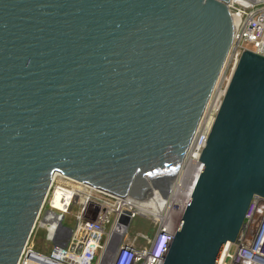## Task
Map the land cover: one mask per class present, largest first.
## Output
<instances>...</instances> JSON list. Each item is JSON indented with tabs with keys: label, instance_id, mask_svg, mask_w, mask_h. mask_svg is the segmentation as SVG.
Returning <instances> with one entry per match:
<instances>
[{
	"label": "water",
	"instance_id": "obj_1",
	"mask_svg": "<svg viewBox=\"0 0 264 264\" xmlns=\"http://www.w3.org/2000/svg\"><path fill=\"white\" fill-rule=\"evenodd\" d=\"M229 2L0 0V264H19L57 174L161 212L245 16ZM257 197L264 56L244 50L162 264H219Z\"/></svg>",
	"mask_w": 264,
	"mask_h": 264
},
{
	"label": "built area",
	"instance_id": "obj_2",
	"mask_svg": "<svg viewBox=\"0 0 264 264\" xmlns=\"http://www.w3.org/2000/svg\"><path fill=\"white\" fill-rule=\"evenodd\" d=\"M228 7L245 16L220 76L227 83L226 89L244 50L264 56V0H230ZM227 67L230 71L225 75ZM207 135L198 150L194 151L192 144L183 167L185 170L189 161L198 164ZM75 204L80 207L76 222L67 225L65 217ZM177 206L179 211L180 205L175 208ZM125 211L131 212L132 220L146 216L140 213L133 200L63 175H59V179L56 176L37 220L43 227L51 228L56 252L41 253L27 244L19 264H162L174 237L170 233L172 225L156 222L159 226L153 237L140 233L131 240L126 236V227L119 223ZM56 213L58 220L50 222V215ZM119 228H124L120 239L115 236ZM139 238L144 239V245H138ZM219 264H264L263 197L253 199L239 236L225 247Z\"/></svg>",
	"mask_w": 264,
	"mask_h": 264
},
{
	"label": "rangeland",
	"instance_id": "obj_3",
	"mask_svg": "<svg viewBox=\"0 0 264 264\" xmlns=\"http://www.w3.org/2000/svg\"><path fill=\"white\" fill-rule=\"evenodd\" d=\"M230 71V67H227V69L225 68L224 72L225 75H228ZM224 75V76H225ZM226 81L224 79V77H221L215 93L212 96L211 102L209 104L208 109L206 110L205 116L203 118V121L201 122V125L199 127V130L197 132V135L195 137V141L193 143V150L196 151L198 150L200 144L203 143V140L207 134V131L209 129V126L212 123L213 118L215 117L216 113H217V109L220 106V103L222 101L223 98V94L224 91L226 89ZM61 175V174H59ZM59 175L57 176V178L59 179ZM186 177V176H185ZM185 177H183V179H185ZM190 177V176H187ZM180 196V195H178ZM174 196L171 199V203H170V208L168 210V213L165 214L164 216V221H160L159 219H163V216L159 219L154 218L155 216L153 214H150L151 216H137L135 217L132 222L131 225L127 228L126 230V236L131 239L134 240L135 237H137L138 234H144V235H148L150 237H153L158 229L159 224L156 222H160L161 224H170L173 225L174 220L177 216L178 213V206L177 208H175L176 206V199L178 197L175 198V200H173ZM80 207L79 205L75 204L72 206V208L70 209L69 213L67 214V216L65 217V223L67 225H74L76 222V214L78 213ZM175 209V210H174ZM145 214V212H142ZM56 219L58 220V216L55 217V219L52 221H56ZM155 221V222H154ZM164 222V223H162ZM107 228H109V225L107 226ZM51 228L48 227H43L42 225H40V223H36V226L34 228V231L31 235V238L28 242V245L30 247H32L35 251L41 252V253H45V254H54L56 252V242L53 239V234H52V230H50ZM138 245L142 246L144 245V239L143 238H139L138 239ZM32 261H37L34 258H31Z\"/></svg>",
	"mask_w": 264,
	"mask_h": 264
},
{
	"label": "bare ground",
	"instance_id": "obj_4",
	"mask_svg": "<svg viewBox=\"0 0 264 264\" xmlns=\"http://www.w3.org/2000/svg\"><path fill=\"white\" fill-rule=\"evenodd\" d=\"M208 107H209V105H208ZM214 119H215V117L213 118L212 123L209 126V129H208L207 133L209 132V130H210L212 124H213ZM202 121H203V119H202ZM200 147H201V145H200ZM191 153H192V150H191ZM189 162H190V163H188L189 166L186 168V170L185 169H182L180 171V174L177 177V179L175 180L176 182H174V185L172 186V188H171V190L169 192V195H168V197H167V199H166V201H165V203H164V205H163V207L161 209V212H158V211L153 210V209H151L149 207H146V206H144V205H142L140 203L135 202V204L137 206V209L140 211L141 214H144L142 212H145L144 215H146V216H151L150 214H153L155 217L154 216H151V217H154V218L157 217V219H159V218H161L163 216V219H159V220L160 221H164V216H165V214L168 213V210L170 208V203L172 202L171 199H172L173 196H174L173 200H175V198L178 197L176 199V201H177L176 202L177 203L176 205H180L181 206V203L183 201V198H184V196L186 194V191L188 189V186L190 184V181H191V179L193 177V174L195 172V169L197 167V164H196L195 161H189ZM58 175L59 174H57L56 176H58ZM187 176H190V177H187ZM183 177H185V179H183ZM178 195H180V196H178ZM160 215H162V216H160ZM50 216L52 217L51 220L53 221L55 219V217L58 216V214L57 213L56 214H51ZM51 220H50V222H52ZM162 223H164V222H162ZM168 225H170V224H166L165 226H168ZM123 233H124V228L123 229L122 228L121 229L119 228L117 230V234H115V236L116 237L118 236V239H120V236H123L122 235Z\"/></svg>",
	"mask_w": 264,
	"mask_h": 264
}]
</instances>
